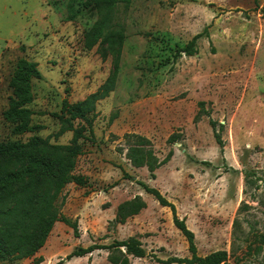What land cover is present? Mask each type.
I'll return each mask as SVG.
<instances>
[{
	"label": "rangeland",
	"instance_id": "1",
	"mask_svg": "<svg viewBox=\"0 0 264 264\" xmlns=\"http://www.w3.org/2000/svg\"><path fill=\"white\" fill-rule=\"evenodd\" d=\"M112 1L107 8L92 0H0V142L37 136L71 146L72 132L55 117L63 101L80 103L114 83L95 103L93 137L76 157L73 173L87 184H67L56 201L58 215L76 222L77 234L57 221L34 257L4 264H33L39 257L40 264H110L106 250L66 257L77 247L129 237L138 238L146 253L129 256L131 264L189 258L169 208L139 183L175 206L194 234L198 256L224 250L223 264H264V248L259 254L249 249L264 233V0ZM101 23L102 37L88 49L91 31ZM118 29L124 42L117 61V46L110 50L104 37ZM197 34L196 54L176 56ZM20 60L36 64L40 73L30 80L25 106L29 125L38 129L13 135L3 113ZM209 119L223 125L222 149ZM125 134L147 138L159 160L173 152L155 178L126 159ZM171 135L178 140L168 144ZM136 196L145 209L114 224L117 206Z\"/></svg>",
	"mask_w": 264,
	"mask_h": 264
},
{
	"label": "trees",
	"instance_id": "2",
	"mask_svg": "<svg viewBox=\"0 0 264 264\" xmlns=\"http://www.w3.org/2000/svg\"><path fill=\"white\" fill-rule=\"evenodd\" d=\"M94 4L105 3V7H112V0H92ZM72 12V8L70 7ZM73 15L70 16L72 18ZM108 22V19H106ZM106 25L96 26L91 31L87 48L94 47L102 37ZM109 30L111 28L108 26ZM202 36L197 34L183 47L177 49L176 56L182 54L192 56L196 54V41ZM104 41L110 50L117 46L116 60L118 61L119 50L124 42L122 30L106 32ZM117 72L115 66L113 78ZM39 79L40 73L36 64L20 60L15 67L11 86L13 97L10 99L8 110L3 113V118L13 124L12 134L22 135L34 132L38 127L29 125L31 111L25 106L31 101L30 80ZM113 80L104 85L102 91L88 96L84 101L69 104L63 101L59 114L55 117L63 123V131H71L73 140L71 146L50 144L40 137L34 136L28 142L6 141L0 142V264L19 261L35 256L43 246L53 225L61 221L69 225L74 234H77L76 222L70 223L63 216L58 215L56 201L64 187L69 183L84 187L87 182L83 176L75 175L76 157L81 153V143L89 141L93 137L92 121L94 118L95 103L106 97L113 90ZM200 112L209 116L204 110V104L199 103ZM90 118L88 115H90ZM74 121L83 124L74 125ZM209 124L215 132L216 140L222 149L223 143L219 134L223 125L216 124L209 119ZM217 129V130H216ZM127 149L126 159L134 168H146L151 178H155L154 172L170 161L173 152L169 151L163 160H159L151 147L150 141L144 136L125 134ZM178 140L177 136L171 135L167 139L168 144ZM142 189L164 208H169L174 227L181 233L187 242L189 258H169L161 261L151 257L160 264H223L228 259L224 250L212 252L204 257L197 254L194 243V234L190 231L185 219H179L175 206L155 188L139 183ZM146 204L140 196L120 203L116 208L113 220L114 224H124L127 219L136 216L145 209ZM257 245L251 249L254 254H259L264 248V233L255 236ZM95 250L109 252L107 260L110 264H131L129 256L133 258H145L146 253L141 241L136 237H129L123 241H116L107 246L91 245L87 248L77 247L67 257L81 258L91 254ZM41 257L33 260V264L42 263Z\"/></svg>",
	"mask_w": 264,
	"mask_h": 264
}]
</instances>
